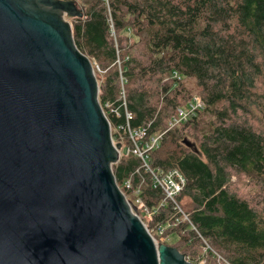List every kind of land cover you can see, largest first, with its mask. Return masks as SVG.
I'll use <instances>...</instances> for the list:
<instances>
[{
    "label": "trees",
    "instance_id": "1",
    "mask_svg": "<svg viewBox=\"0 0 264 264\" xmlns=\"http://www.w3.org/2000/svg\"><path fill=\"white\" fill-rule=\"evenodd\" d=\"M82 8L83 17L67 19L96 73H108L100 88L103 107L110 101L122 111L124 91L132 125L148 126L149 134L165 132L151 153L152 166L183 172L187 184L179 200L190 199L184 206L197 230L230 263L264 264V215L229 188L233 171L264 181V132L239 114L252 103L264 109L254 90L264 71V0H83ZM130 39L142 45L146 59L130 49ZM185 77L195 78L205 105L168 130L178 108L194 95L183 84ZM106 113L113 127L124 120ZM189 125L202 134L199 144L183 131ZM113 137L121 142L115 131ZM167 141L173 145L163 148ZM141 165L137 157L122 155L114 164L117 182L131 179L133 187L140 186L155 210L149 222L140 212L143 221L154 233L156 226L170 224L166 234L176 236L170 245L199 263L203 241L164 201L145 169L136 172ZM125 192L131 200V192ZM206 259L205 264L216 263L212 254Z\"/></svg>",
    "mask_w": 264,
    "mask_h": 264
},
{
    "label": "water",
    "instance_id": "2",
    "mask_svg": "<svg viewBox=\"0 0 264 264\" xmlns=\"http://www.w3.org/2000/svg\"><path fill=\"white\" fill-rule=\"evenodd\" d=\"M73 0H0V264H202L157 242L118 185L121 142Z\"/></svg>",
    "mask_w": 264,
    "mask_h": 264
},
{
    "label": "built area",
    "instance_id": "3",
    "mask_svg": "<svg viewBox=\"0 0 264 264\" xmlns=\"http://www.w3.org/2000/svg\"><path fill=\"white\" fill-rule=\"evenodd\" d=\"M112 30L114 33L113 24ZM174 76L177 79H181V76L177 72H175ZM101 105L103 108L102 103ZM204 105L205 102L201 95L194 96L185 106L178 108L176 114L170 120V127L179 124L180 122L187 121L190 114H196V111L198 109H202ZM105 106L109 111L108 113L113 115L115 114L114 116L119 118L124 117V120L120 123H117L114 127L112 126V123L110 121L112 133L115 131L122 143V148L120 149L119 155L120 158L122 155H133L141 160L142 165L139 169H137L136 172H140L141 168L145 169V172L148 173L151 177L153 186L162 189L164 194V201L170 202L173 205L176 213L183 214L185 216V218L195 228L199 237L203 240V243L206 244L205 248L208 249V247H210L209 243L207 242L206 238L203 237L202 234L197 230L192 221H190L189 215L184 211L182 203L179 200V196L183 192L187 184V179L183 172L178 168L162 170L160 168H155L152 166L151 153L160 148L163 134L165 132L161 134H149L148 126H133L131 121L133 120L134 115L128 108L124 91L123 101L121 104V107L123 108L122 111L118 107H115L114 104L110 101H107L105 103ZM105 114L108 117V114L106 112ZM118 185L125 194V191L129 190L131 192V200L129 199V196L127 194L126 197L128 198L131 205L136 207L138 215L140 216L141 212L148 217V220H152L155 210H153L142 198L141 187H133L131 179H126L122 182V184L118 183ZM164 201L161 205H163ZM167 225L170 226V224ZM167 225L156 226L155 233L154 231H152V229H150L148 226L147 227L149 228V231L157 242H160V240L157 239L154 234L160 237L162 242H167L170 236V234H166ZM213 253L218 257V264H232L218 252L213 250ZM187 259L190 260L189 257H187ZM199 263L205 264L206 260L202 257Z\"/></svg>",
    "mask_w": 264,
    "mask_h": 264
},
{
    "label": "rangeland",
    "instance_id": "4",
    "mask_svg": "<svg viewBox=\"0 0 264 264\" xmlns=\"http://www.w3.org/2000/svg\"><path fill=\"white\" fill-rule=\"evenodd\" d=\"M78 1H79V5H80V6L78 5V8L79 9L81 8L83 10V8H82L83 0H78ZM128 42H129V44H131L129 46L131 50L136 49L135 53L139 58H141V59L147 58L146 54L144 56H142L143 55L142 45H140L138 43L136 44V41H134V39H130ZM122 43L125 44V40H123ZM140 56H142V57H140ZM94 66H95V64H94ZM97 69H98V66H97ZM106 74H108V73H98V74L96 73L100 88H101V84L103 83V81L105 79ZM167 78L168 77L165 75L164 79H167ZM183 79H185L183 84H185L187 86L188 90L194 94L193 97L201 95L200 94L201 89L197 85V81L195 80V78L185 77ZM180 80H182V78L177 79V81H180ZM255 85L256 86H255L254 90H255V93L258 94L257 99H259V100H261V102H263L264 101V95H263L264 94V71H263V73L258 75V77L255 81ZM259 94H260V97H259ZM202 114L203 113L199 114V116ZM239 114L242 115V117L244 119L246 118L254 126L255 129L264 132V109L262 107L256 105L255 103H252L251 106L249 107V110H247V111L242 110ZM174 126H172V127H174ZM172 127H170V124H169L168 130L171 129ZM183 131H187L186 136L190 137L192 140H195L198 144L200 143V139H201L202 134L200 133V131L198 130V127L196 125H189L186 127V129H183ZM197 133H199V136H197ZM180 135L183 136V134H180ZM171 145H173L172 142L167 141L164 144L163 148H168ZM113 168H114V165H113ZM229 188L231 191L235 192L240 197L248 199L251 202V204L253 206H255V208H257L264 215V181L263 180H260L257 178H252L244 172L233 171V176H232V179L229 183ZM181 201H182L181 203H182L184 211L188 212L190 214L191 209H188V207L184 206L185 204H188L190 202V199L189 198H182ZM181 215H182L183 220L187 221L185 216L183 214H181ZM143 216L146 217V218H144L145 222H149L148 217L145 214H143ZM166 227L168 229L170 226L167 225ZM174 233L175 232H169L170 236H169L167 242H164V243L169 244V245L174 244L176 242L175 241L176 236ZM156 237H157V239L160 240V242H162L161 239L157 235H156ZM207 242H208V240H207ZM176 244H179V242H177ZM211 244L212 243H209L210 247H208V249H206L205 248L206 244L202 243V246L200 245L198 247L197 253L198 254L201 253L203 255L202 257L205 260H207L206 258H207L208 254H212V256L216 259L215 264H218L219 263L218 257L213 253V250L218 252L220 255H224L226 253L223 250H221V248L214 247L213 244H212L213 245V247H212ZM181 246H182V248L186 249L188 252H191V250H192V248L187 247L186 244H182ZM210 259L213 260V258H211V256H210Z\"/></svg>",
    "mask_w": 264,
    "mask_h": 264
},
{
    "label": "bare ground",
    "instance_id": "5",
    "mask_svg": "<svg viewBox=\"0 0 264 264\" xmlns=\"http://www.w3.org/2000/svg\"><path fill=\"white\" fill-rule=\"evenodd\" d=\"M105 108H106V106H105ZM105 108L103 107L104 112H106V110L108 111V109H107V108L105 109ZM108 112H109V111H108Z\"/></svg>",
    "mask_w": 264,
    "mask_h": 264
},
{
    "label": "clouds",
    "instance_id": "6",
    "mask_svg": "<svg viewBox=\"0 0 264 264\" xmlns=\"http://www.w3.org/2000/svg\"><path fill=\"white\" fill-rule=\"evenodd\" d=\"M115 141V140H114ZM116 143V142H115Z\"/></svg>",
    "mask_w": 264,
    "mask_h": 264
}]
</instances>
